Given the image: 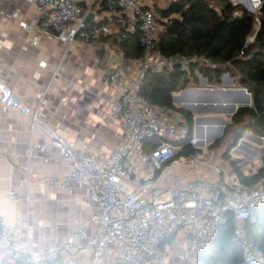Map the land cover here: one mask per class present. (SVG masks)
I'll return each instance as SVG.
<instances>
[{
  "label": "built area",
  "instance_id": "obj_1",
  "mask_svg": "<svg viewBox=\"0 0 264 264\" xmlns=\"http://www.w3.org/2000/svg\"><path fill=\"white\" fill-rule=\"evenodd\" d=\"M149 1L30 0L40 12L33 17V23H41L44 31L70 48L78 41L98 43L116 35L119 42H124L139 34L145 53L139 59L134 84L109 105L120 121L122 132L113 153L102 150L91 153L90 144L76 153L75 144L66 142L50 129H47L49 144L38 148L45 151L51 145L59 149L65 160L76 163L64 180L52 181L50 186L65 188L75 183L84 187L91 224L96 231L91 234L81 228L58 246L37 251L26 241L16 240L13 227L0 220V248L10 258L24 259L28 264H75L64 259L63 254L86 248L92 252L90 264H198L217 227L230 215L234 219L236 239L249 249L245 224L255 208L264 207V177L255 188L234 193L205 184L187 191L158 184L160 171L174 160L178 150L175 143L186 138L188 128L179 114H170L140 96L139 86L149 71H171L179 67L190 73L191 65L202 59L164 55L159 51L165 32L163 23L171 21L158 18L154 9L147 6ZM230 1L235 14L246 9L260 25L264 0ZM98 9L118 17L121 25L116 28L112 24L94 23V19L86 26V18L90 14L96 17ZM0 14L15 19L18 11L6 13L0 8ZM32 28L31 24L24 25L26 30ZM128 71L127 66H122L109 78L110 82L118 84ZM0 102L28 118L34 130L40 123L45 97L35 107L27 106L0 81ZM155 139H161L162 143L147 151L145 143ZM9 200L20 203L25 199L10 193ZM114 252L116 257L110 261ZM246 260H250V255Z\"/></svg>",
  "mask_w": 264,
  "mask_h": 264
},
{
  "label": "crops",
  "instance_id": "obj_2",
  "mask_svg": "<svg viewBox=\"0 0 264 264\" xmlns=\"http://www.w3.org/2000/svg\"><path fill=\"white\" fill-rule=\"evenodd\" d=\"M170 3L150 0L147 6L153 8L161 4L168 9ZM0 8L6 13L18 11L15 19L0 14V81L27 106L35 107L45 97L40 123L34 130L28 118L0 102V220L13 227L16 240L26 241L35 250L44 251L58 246L81 228L91 234L96 231L91 224L84 187L75 183L65 188L50 186L52 181L64 180L76 163L65 160L59 149L51 145L45 151L38 149L49 144L47 129L75 144L76 153L86 144L91 145V153L98 150L113 153L121 141L122 132L120 121L112 114L109 105L134 84L140 60L125 58L120 45L126 40L119 42L116 35L98 43L78 41L70 48L44 31L41 23H33V17L40 12L30 0H0ZM94 19V23L112 24L116 28L121 25L120 19L105 9H98ZM25 24H31L32 30L24 29ZM122 66L129 68L128 73L118 84L111 83L109 78ZM224 83L222 86L228 87L229 79L226 78ZM195 93L176 96L177 105L191 108L192 101L213 102L210 95ZM192 113L194 119H204L194 133L196 144H210L212 137L221 134V128L223 136L225 127L221 123H209L217 118ZM208 115L222 118L221 113L210 112ZM195 127L194 121V131ZM216 127L219 130L215 131ZM256 154L261 160L250 165L251 157ZM263 157L264 142L245 134L230 152V169L220 187L227 193L255 188L241 185L230 164L231 161L237 163L249 176L262 167ZM164 170L159 175L158 184L169 187V181L163 180ZM201 177L198 182L208 185L220 182L218 172L213 180L204 175ZM182 185L180 183L178 190L187 191L193 187ZM10 193L21 195L25 200L11 202ZM115 257L114 252L109 260L114 261ZM63 258L73 260L75 264H90L92 252L80 248L77 252L63 254ZM0 264L28 263L24 259L10 258L0 248Z\"/></svg>",
  "mask_w": 264,
  "mask_h": 264
},
{
  "label": "trees",
  "instance_id": "obj_3",
  "mask_svg": "<svg viewBox=\"0 0 264 264\" xmlns=\"http://www.w3.org/2000/svg\"><path fill=\"white\" fill-rule=\"evenodd\" d=\"M212 2L173 0L168 9L159 10L161 19L171 21L170 24L163 23L165 32L161 36L159 51L164 55L197 57L202 61L193 63L190 73L179 67L171 71H149L139 86L140 96L170 114H179L185 120L183 125L188 128V135L183 141L175 143L181 150L175 158L196 151L192 145L195 116L191 111L177 107L174 95L198 85L200 80L197 74L206 78L214 88H221L222 77L228 74L235 84L234 88L247 90L253 103V107L240 108L236 112L226 125L223 136L216 139L209 149L228 143L224 154L230 158V152L248 131L264 138V8L260 25H257L253 15L246 9L235 14L236 9L230 0ZM254 30L257 32L250 43L249 37ZM120 47L125 58L139 60L145 53L139 34L127 39ZM161 143V139L148 141L145 143L146 150H154ZM230 165L244 187H255L264 177V157L262 167L249 176L237 163L231 161ZM199 184L205 183L195 182L193 187ZM222 184L223 177L218 184L209 186L221 189ZM245 232L250 243L249 249H245L236 239L234 219L228 216L201 252L198 264H264V207L252 211L251 218L245 224ZM247 255H250L249 261L246 260Z\"/></svg>",
  "mask_w": 264,
  "mask_h": 264
},
{
  "label": "rangeland",
  "instance_id": "obj_4",
  "mask_svg": "<svg viewBox=\"0 0 264 264\" xmlns=\"http://www.w3.org/2000/svg\"><path fill=\"white\" fill-rule=\"evenodd\" d=\"M171 1L172 0H166L167 3H170ZM212 1L213 0H211V3L213 4ZM158 6H159V8H158ZM158 6L153 7V9H154V12L156 13L157 17L161 19V15H160L159 10H165L166 8L164 5H161V4H158ZM253 39H250L249 42L251 43L253 41ZM198 76H199V80H200L201 76L200 75H198ZM233 85H235V84H233ZM192 87H200V81H199L198 85H193L190 88H192ZM206 87L214 88V86L212 84H210L209 82H207ZM177 94H180V93H177ZM176 106L179 108L182 107V106L177 105V104H176ZM210 112L212 114L218 115V112H215V111H212L209 109L204 111V112L203 111L199 112L198 114L201 113V116H202V114H205L202 116L204 118L205 117L219 118L218 116H215V115H212V116L208 115V113H210ZM221 117L224 118L227 123H229V120H227L226 116L222 115ZM209 123L210 124H218V122H216V120H214L212 123L211 122H209ZM201 128L203 129V127H201ZM218 128H221V127H218ZM216 130H217V127H216ZM194 133H195V131H194ZM246 134H251L252 136H254L256 138H261L259 136L254 135L250 131H248ZM195 140H196V138L193 135L192 145L196 149V151L192 152L191 154L185 155V156H180L179 158L176 157L175 160L173 161V163L169 166V168L167 167V169L165 168V170H164L165 173H164L163 180L169 181L168 186L170 188L174 189L175 191H180V190H178L179 188H181V187H179L180 183H183L182 187H187V188L194 185L195 182L199 181V178L202 175L209 177L211 180H213L215 178L217 172H218V179H220L221 177L224 178L225 175L226 176L228 175V171L230 169V166H229L230 158L229 157L226 158L225 154H224L226 151V146L228 143L222 144L220 147H215V148L209 149V146L212 143H214L215 140H213L210 144L204 145V146L196 145L194 143ZM201 140L202 139H200L199 141L201 142ZM203 141H207V140H203ZM180 151L181 150L178 149V151H177L178 154ZM183 157H185V159ZM176 159H177V161H176ZM260 160H261L260 155L258 156L256 154L253 157H251L249 164L250 165H256L259 163ZM160 186L167 187V186H164L161 184H160Z\"/></svg>",
  "mask_w": 264,
  "mask_h": 264
},
{
  "label": "water",
  "instance_id": "obj_5",
  "mask_svg": "<svg viewBox=\"0 0 264 264\" xmlns=\"http://www.w3.org/2000/svg\"><path fill=\"white\" fill-rule=\"evenodd\" d=\"M93 20H94V14H90L85 20V25L88 26ZM256 32L257 30H254L249 38L252 39L253 37H255ZM225 78H229L228 74H225L222 77L223 85H225L224 83ZM229 81H230V85L228 87L223 86V88H208L206 87L208 80L201 76L200 87L187 88L183 90L181 93L186 94L190 92L191 93L198 92V93H206V94H211V95H225L227 97V101L226 100L225 101H215V102L210 101V105H211V109L215 107V109H217L216 112L223 113V115L226 116L227 120L231 121L232 117L236 114V112L240 108H251L253 107V103H252L251 94H249L247 90L240 89V88H234V85L230 78H229ZM203 83H205V86H203ZM174 102L175 104H177L176 96H174ZM206 105L208 104H198V103L193 102V104H191L192 109L190 108L191 109L190 111L194 113H199L202 111V109ZM181 108L185 110H189V108L187 107L182 106ZM201 120H203V118L195 119V124H196L195 133L197 131L198 122ZM213 120H216V122L221 123L223 127H226V125L228 124L224 118L211 119V121ZM222 132H223V128H221V134ZM221 134L219 136L212 137V139L213 140L219 139L221 137ZM257 139H259L261 142H264V138H257ZM195 144H196V140H195ZM196 145L204 146V144H196Z\"/></svg>",
  "mask_w": 264,
  "mask_h": 264
},
{
  "label": "bare ground",
  "instance_id": "obj_6",
  "mask_svg": "<svg viewBox=\"0 0 264 264\" xmlns=\"http://www.w3.org/2000/svg\"><path fill=\"white\" fill-rule=\"evenodd\" d=\"M226 79V78H225ZM224 79V80H225ZM229 79V78H228ZM198 92H196L195 94L196 95H198L197 94ZM180 94H181V92H180ZM180 94H177L176 96H179ZM206 94V93H205ZM208 95H210L211 97H213V99H211V100H213L214 102L215 101H223L224 100V97L223 96H225V95H211V94H208ZM225 99H226V101H227V97L225 96ZM193 102L194 103H198V104H208V105H206V106H204V108L202 109V111L204 112V111H206V110H212V111H216L217 109H215V107L213 108V109H211V105H210V103L209 102H200V101H192V103L191 104H193ZM182 106V105H181ZM187 108H189V107H187ZM192 109V108H191ZM190 108H189V110H191ZM201 111V112H202ZM222 115H223V113H221ZM225 116V115H224ZM204 120V119H203ZM203 120H201V121H199L198 123H202L203 122ZM209 122H213V121H209ZM219 127V126H218ZM220 127H222V126H220ZM217 130H219V129H217ZM216 130V131H217Z\"/></svg>",
  "mask_w": 264,
  "mask_h": 264
}]
</instances>
